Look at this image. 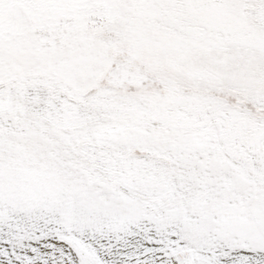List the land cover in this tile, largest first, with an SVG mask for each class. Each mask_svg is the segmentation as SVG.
Wrapping results in <instances>:
<instances>
[{"label": "snow or ice", "instance_id": "6c2138e0", "mask_svg": "<svg viewBox=\"0 0 264 264\" xmlns=\"http://www.w3.org/2000/svg\"><path fill=\"white\" fill-rule=\"evenodd\" d=\"M0 264H264V0H0Z\"/></svg>", "mask_w": 264, "mask_h": 264}]
</instances>
